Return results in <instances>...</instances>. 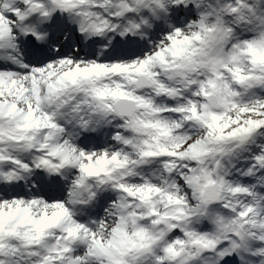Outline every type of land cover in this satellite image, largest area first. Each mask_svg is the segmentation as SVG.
<instances>
[{"label":"snow or ice","instance_id":"6c2138e0","mask_svg":"<svg viewBox=\"0 0 264 264\" xmlns=\"http://www.w3.org/2000/svg\"><path fill=\"white\" fill-rule=\"evenodd\" d=\"M0 264H264V0H0Z\"/></svg>","mask_w":264,"mask_h":264}]
</instances>
